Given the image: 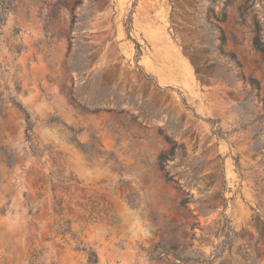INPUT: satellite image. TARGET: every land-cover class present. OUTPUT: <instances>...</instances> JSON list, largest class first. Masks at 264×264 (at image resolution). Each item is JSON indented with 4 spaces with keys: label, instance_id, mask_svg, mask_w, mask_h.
Instances as JSON below:
<instances>
[{
    "label": "rangeland",
    "instance_id": "obj_1",
    "mask_svg": "<svg viewBox=\"0 0 264 264\" xmlns=\"http://www.w3.org/2000/svg\"><path fill=\"white\" fill-rule=\"evenodd\" d=\"M89 249L264 264V0H0V264Z\"/></svg>",
    "mask_w": 264,
    "mask_h": 264
},
{
    "label": "trees",
    "instance_id": "obj_2",
    "mask_svg": "<svg viewBox=\"0 0 264 264\" xmlns=\"http://www.w3.org/2000/svg\"><path fill=\"white\" fill-rule=\"evenodd\" d=\"M221 42H223V37H221ZM135 45V49L137 52V56H136V60H138L139 54H140V46L137 43H134ZM254 45L257 49H259L261 52H263L262 49H260V45L258 43L257 40H255ZM70 48V45H69ZM191 61V60H190ZM192 65L194 66V63L191 61ZM69 70V69H68ZM196 74H198V72L196 71ZM11 104L13 106V108L21 115V117L24 119L25 125H26V129L25 132L28 134L29 132H31L32 130V126L30 124L29 121V117L28 115L25 113V111L22 109V107L20 106V104L15 100V99H11ZM166 141L168 143L171 144V149L168 155H161L158 159H157V163L159 168L165 172V176L168 179V181H172V177L170 176L169 172L167 171V167H168V160L169 159H174L175 157H178L180 159H182L184 157V149L181 145L176 144L175 142L171 141L169 138H166ZM183 204H185V202H182ZM172 259H173V263L172 264H176L175 262L178 261L179 264L183 263V260L180 259V253L181 252H177L175 249L172 250ZM87 263L88 264H97V255L95 252H93L92 250H88L87 252ZM207 264H210L207 263Z\"/></svg>",
    "mask_w": 264,
    "mask_h": 264
}]
</instances>
